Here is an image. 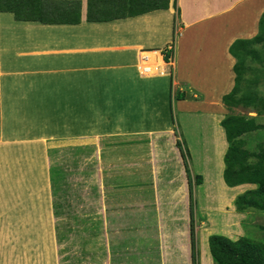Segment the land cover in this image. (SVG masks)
Wrapping results in <instances>:
<instances>
[{"label": "crops", "instance_id": "crops-1", "mask_svg": "<svg viewBox=\"0 0 264 264\" xmlns=\"http://www.w3.org/2000/svg\"><path fill=\"white\" fill-rule=\"evenodd\" d=\"M82 1L80 24L0 11V142L8 158L26 148L47 209L35 218L48 223L55 248L37 264H194L193 236L197 264H214L205 222L192 231L173 109H197L191 96L223 108L235 86L232 49L257 36L264 0H177L180 15L171 0L166 10L109 22H87ZM176 22L180 34H219L182 41L177 64ZM145 52L161 58L158 71H142Z\"/></svg>", "mask_w": 264, "mask_h": 264}, {"label": "rangeland", "instance_id": "rangeland-1", "mask_svg": "<svg viewBox=\"0 0 264 264\" xmlns=\"http://www.w3.org/2000/svg\"><path fill=\"white\" fill-rule=\"evenodd\" d=\"M175 31L177 64L182 41L186 44H189L191 40L201 42V39L202 41L213 39L219 34L218 28L209 30L200 36L192 35L187 30L180 34L179 22H176ZM256 35L259 36L260 41L251 40L247 43L248 45H243L240 51V60L246 67L242 72L244 75L238 88V93L246 97L243 104L233 109L225 105L222 109H215V107L210 109L208 105L202 106L205 101L194 99L191 96V101H187L194 103L193 106L197 109L191 108V110L183 111L175 106L173 118L178 133L176 135L180 137L179 141L187 150L186 161L193 179L194 224L196 225L199 220L204 221L205 228L210 231V236L226 233L228 234L226 236L236 240L245 235L254 242L264 245V227H262L264 226V211L251 210L241 214L237 212L235 206L236 197L256 186L245 184L229 187L224 180V157L228 142L221 125L223 116L229 113L257 116V108L263 109L258 122L264 124L263 22L260 31H255ZM248 97L257 99V104H255L257 108L246 107ZM204 98L205 95L202 94L200 99L204 100ZM241 98L237 97L240 100ZM178 104L176 100L175 105ZM36 116L39 115L36 113ZM106 117L114 120L116 115L106 111ZM79 121L86 122L87 119L81 118ZM56 122L57 119L53 124ZM36 132H40L39 127ZM244 138L250 151H258V144L264 143V130L252 132ZM25 150L26 148L20 151L12 150L11 157L8 158L6 143L0 142V264L45 262L48 260L47 256L55 249L51 241L52 232H49V226H47V231L45 229L48 223L45 224L35 218L36 215L45 213L47 209L42 199H38L40 183L31 168L30 160L23 156L27 155ZM196 175L203 177L200 184L196 182ZM31 178L34 179L31 181ZM235 222H237V229L234 227ZM206 250L214 261L210 252L209 240Z\"/></svg>", "mask_w": 264, "mask_h": 264}, {"label": "trees", "instance_id": "trees-1", "mask_svg": "<svg viewBox=\"0 0 264 264\" xmlns=\"http://www.w3.org/2000/svg\"><path fill=\"white\" fill-rule=\"evenodd\" d=\"M170 3L171 0H87L86 21L109 22L135 17L155 10H166L170 7ZM174 7L180 15L177 0H174ZM0 11L13 13L17 21H36L43 24H80L83 22L82 0H0ZM253 40L260 41L259 36ZM237 45L232 49L238 59L235 66V86L223 98L224 105L232 109L243 104L246 99L245 95L238 93V88L244 75L242 72L246 69L244 62L240 60V51L243 45L248 44H242V41H239ZM170 57L171 52L165 55V61L169 62ZM241 96L244 97L241 98ZM174 99L175 101L185 99V93L175 95ZM256 100L255 97H248L246 107L257 108ZM262 113L263 109L260 108H257V116L232 112L221 121L228 142L223 173L226 184L229 187L245 184L256 186L236 197L235 206L237 212L241 214L251 210L264 211V143H259L258 151L252 152L247 148L244 138L252 132L264 130V124L258 122ZM178 146L186 158L187 150L181 141H178ZM186 168L190 179L192 231H194L193 179L188 162H186ZM195 179L200 183L202 177L196 175ZM209 245L214 264H264V245L254 242L245 235L234 240L226 235L213 234L209 238ZM192 249L193 263L197 264L194 236L192 237Z\"/></svg>", "mask_w": 264, "mask_h": 264}, {"label": "bare ground", "instance_id": "bare-ground-1", "mask_svg": "<svg viewBox=\"0 0 264 264\" xmlns=\"http://www.w3.org/2000/svg\"><path fill=\"white\" fill-rule=\"evenodd\" d=\"M145 54H147V56H148V63L150 64V68H151V71H150V73H153V72H156V71H158V69H159V62L162 64V62H161V58H160V60L157 62L156 61V54H154V52H149V53H145ZM144 63H146V62H143L142 63V66H141V69H142V71H143V68H144ZM211 183V182H210Z\"/></svg>", "mask_w": 264, "mask_h": 264}, {"label": "built area", "instance_id": "built-area-1", "mask_svg": "<svg viewBox=\"0 0 264 264\" xmlns=\"http://www.w3.org/2000/svg\"><path fill=\"white\" fill-rule=\"evenodd\" d=\"M172 48H173V47L170 46L168 49L171 50ZM142 60H143V62H146V63H144L143 72L146 73V74L150 73L151 68H150V64L147 62V61H148V56H147V54H145V53L143 54V56H142Z\"/></svg>", "mask_w": 264, "mask_h": 264}, {"label": "clouds", "instance_id": "clouds-1", "mask_svg": "<svg viewBox=\"0 0 264 264\" xmlns=\"http://www.w3.org/2000/svg\"><path fill=\"white\" fill-rule=\"evenodd\" d=\"M170 46L173 47L171 50L168 49ZM174 50H175V41H174L172 44L168 45V46L164 49V51H163V54H164V61H165V55H166L167 53L171 52L170 61H169V62H166V61H165L166 63H170V62L172 61V56H173ZM145 53H148V52H145ZM143 54H144V53H143ZM142 56H143V55H142Z\"/></svg>", "mask_w": 264, "mask_h": 264}]
</instances>
